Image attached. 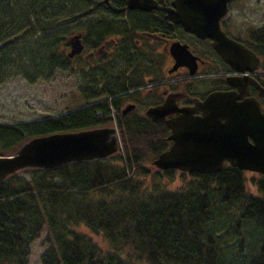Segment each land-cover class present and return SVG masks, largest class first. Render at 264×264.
Returning a JSON list of instances; mask_svg holds the SVG:
<instances>
[{"label": "trees", "instance_id": "16d2710c", "mask_svg": "<svg viewBox=\"0 0 264 264\" xmlns=\"http://www.w3.org/2000/svg\"><path fill=\"white\" fill-rule=\"evenodd\" d=\"M90 1L0 0V85L15 75L34 83L64 70L67 19ZM250 38L264 56V26ZM86 94L77 109L0 123L5 155L29 138L110 126L113 108L124 148L0 181V264H28L42 234L40 264H264V175L252 178L255 196L245 172L230 166L210 174L151 172L147 163L168 146L164 127L138 110L122 116L113 92ZM176 173L181 184L169 188L164 179Z\"/></svg>", "mask_w": 264, "mask_h": 264}, {"label": "flooded vegetation", "instance_id": "af4514ba", "mask_svg": "<svg viewBox=\"0 0 264 264\" xmlns=\"http://www.w3.org/2000/svg\"><path fill=\"white\" fill-rule=\"evenodd\" d=\"M120 1L124 4H118L119 0H91L90 5L67 19L63 68L73 78H81L84 96L92 91L103 95L113 92L120 112L132 105L127 113L138 110L145 116L147 109L164 104L169 109L195 107V101H203L212 92L239 94L238 87L247 86L244 98H255L264 112V56L250 38L253 30L246 40L234 34L238 18L233 14L234 0L228 2L220 27L229 39L256 56L257 61L242 70L225 63L210 38H200L169 20L175 0H151L155 6L148 9L129 8L128 0ZM77 38L82 48L71 56L72 41ZM177 115L175 110L156 113L154 116L162 119L154 121L149 116V124L164 127L166 140L170 132L166 121ZM166 141L169 146L170 141Z\"/></svg>", "mask_w": 264, "mask_h": 264}, {"label": "water", "instance_id": "95a60500", "mask_svg": "<svg viewBox=\"0 0 264 264\" xmlns=\"http://www.w3.org/2000/svg\"><path fill=\"white\" fill-rule=\"evenodd\" d=\"M231 0H175L169 20L200 38H210L212 47L235 70L257 58L243 44L229 39L221 30L220 20ZM149 3V4H148ZM129 8L148 9L151 0H128ZM71 56L81 51L80 40L72 41ZM183 48L186 49L185 46ZM187 55L190 57V52ZM229 82V81H228ZM230 85H234L229 82ZM247 86L234 91H215L195 107L169 109L167 104L150 109L146 115L179 113L166 121L171 146L152 164L160 170L177 169L188 173H213L228 163L239 170L264 175V112L255 98H244ZM133 108L127 106L122 114ZM197 112H201L197 115ZM117 150L115 129L109 126L53 133L29 138L11 154L0 155V181L21 169L43 170L74 162L104 159Z\"/></svg>", "mask_w": 264, "mask_h": 264}, {"label": "rangeland", "instance_id": "374dc122", "mask_svg": "<svg viewBox=\"0 0 264 264\" xmlns=\"http://www.w3.org/2000/svg\"><path fill=\"white\" fill-rule=\"evenodd\" d=\"M232 8L234 16L238 17L235 20L237 28L234 34L236 36L246 40L250 31L256 29L257 26L264 25V0H234ZM23 50H25L24 47ZM81 86L80 77L73 78L67 70L61 69L56 70L48 78L37 79L34 83H29L21 75L12 76L0 85V123L29 122L77 109L85 100ZM139 112L144 115V111H142L143 113ZM114 127L115 125H112V128ZM116 133L117 150L112 155L118 152L124 153L123 145ZM147 166L151 172L156 170L150 160ZM32 171L30 168H25L16 174L28 178ZM259 176L252 172L244 173L246 190L255 196L258 195V192L251 181L252 178ZM164 181L169 188H175L181 184L178 173L175 174L174 180L164 179ZM81 230L91 235L101 249L105 251L108 249V245L100 235H93L85 228H81ZM43 238L44 234L31 244L28 264H40V256L44 250L42 247ZM246 255L250 257L249 252ZM237 263L238 260L232 262V264Z\"/></svg>", "mask_w": 264, "mask_h": 264}]
</instances>
